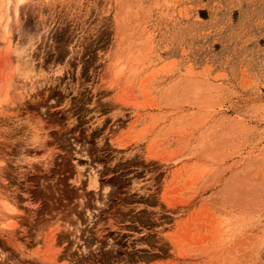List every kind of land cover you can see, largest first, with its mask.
I'll list each match as a JSON object with an SVG mask.
<instances>
[{
    "label": "rangeland",
    "instance_id": "rangeland-1",
    "mask_svg": "<svg viewBox=\"0 0 264 264\" xmlns=\"http://www.w3.org/2000/svg\"><path fill=\"white\" fill-rule=\"evenodd\" d=\"M13 1L49 151L3 103L0 264H264V0Z\"/></svg>",
    "mask_w": 264,
    "mask_h": 264
},
{
    "label": "bare ground",
    "instance_id": "bare-ground-1",
    "mask_svg": "<svg viewBox=\"0 0 264 264\" xmlns=\"http://www.w3.org/2000/svg\"><path fill=\"white\" fill-rule=\"evenodd\" d=\"M8 2V5L11 7L12 5H11V1L12 0H7ZM42 1H46V2H51V0H42ZM64 1V0H63ZM25 2H28V0H14L13 1V3H15V5H14V12L12 13H10L9 15L10 16H13V19L15 20L17 17H18V15H17V10H18V8L20 7V5L21 4H23V3H25ZM44 3V2H43ZM26 4V3H25ZM50 4V3H49ZM68 4V3H67ZM7 5V6H8ZM48 5V4H47ZM8 10V11H7ZM62 10V9H61ZM7 11V12H6ZM6 16H7V14H8V12L10 11V8L9 9H6ZM19 14V13H18ZM5 16V17H6ZM17 16V17H16ZM1 17H2V15H1ZM7 17H9V16H7ZM1 19V18H0ZM10 17H9V20H8V18H7V22H5L6 24H5V28H6V30L7 29H9V28H7V27H9L8 25L10 24L11 25V23L10 22H12L13 21V19H11V21H10ZM14 23L16 22V21H13ZM7 26V27H6ZM16 26V25H15ZM4 28V29H5ZM4 31V32H8V31ZM8 34V33H7ZM6 34V35H7ZM5 35V36H6ZM10 35V34H9ZM4 36V37H5ZM10 38H12V37H10ZM36 38V37H35ZM34 37H32V36H27L26 38H23L22 39V37H21V39L19 40V39H17V40H12V39H9V38H7V39H9V40H7L8 41V43H6V45L8 44V48H9V50H10V52L12 53V56H11V54H10V56H9V61H11V65H13V72H14V74L16 75V77L18 78V79H21V81H27L28 79L30 80V79H32L33 77H36V76H42V73H44V71H58L59 72V70L61 69V65L63 64V63H61V65L60 64H58V63H56V65L54 64L53 66L51 65V66H45V65H43L42 63H39V64H35L34 63V58H33V56H32V58H31V54H30V48H31V46H32V43H33V39H35ZM7 48V49H8ZM37 60V59H36ZM42 62V61H41ZM76 70V69H75ZM12 75V74H11ZM11 75H9V78H11ZM14 75V76H15ZM44 76V75H43ZM14 78L15 77H12L11 78V80L13 79L14 80ZM18 79H16V80H18ZM28 80V81H29ZM35 80V79H34ZM19 82H20V80H19ZM10 84V83H9ZM9 84H8V88L11 86V84H10V86H9ZM25 84H26V82H25ZM22 87V86H21ZM11 88V87H10ZM12 89H15V88H13L12 87ZM26 89H27V87H26ZM10 90V89H9ZM9 90H6V92H5V94H4V97L0 100V107L1 106H3V103H4V106L2 107L4 110H6V111H8V110H15V112L13 111V113H14V115H13V119H12V117H11V119L12 120H10L11 121V123L12 122H21L22 123V121L23 120H25L26 119V121H25V124L23 125L24 127H25V129L23 130V134L25 135V137H23L24 139H25V141H27L26 143L24 142V145L26 146V145H32V147L34 146V147H37V146H39V147H37V149L39 148V150H33V149H35L34 147H33V149L32 150H30L29 152L27 151V150H23V151H18V153H17V155H18V158H20L21 160L23 159V158H35V157H40L39 155L37 156V153L38 152H41V154H42V156L41 157H43L44 158V156L43 155H45L46 153H48V151H49V149H48V146H47V144H46V142H45V133H44V128L42 127V124L39 122V120H37V119H34L33 117V114H32V118L29 116V115H26L25 116V114H24V116L25 117H23L22 115L23 114H21V110L22 109H25V106L23 105V104H19V105H17V106H14V103H15V101H14V103L13 102H11V100H10V96H9V94H10V91ZM17 93H18V91H17ZM18 96H20V95H18ZM18 96H17V98H18ZM14 98V97H13ZM23 98V97H22ZM27 98V97H26ZM12 99V98H11ZM21 98H19V100H20ZM16 103H17V100H16ZM65 103V102H64ZM5 111V112H6ZM0 112H1V110H0ZM28 112V111H27ZM26 112V113H27ZM25 118V119H24ZM36 118V117H35ZM9 121V122H10ZM7 124V123H6ZM14 124V123H13ZM4 128V127H3ZM3 132V131H2ZM22 134V135H23ZM23 139V140H24ZM24 146V147H25ZM27 148H28V146H27ZM26 149V148H25ZM31 149V148H30ZM25 152H27V153H25ZM20 156V157H19ZM40 157V158H41ZM4 158V157H3ZM2 158V159H3ZM40 158H38V159H40ZM19 159V160H20ZM28 159V160H29ZM46 159V158H45ZM24 160V159H23ZM48 161V160H47ZM26 162V161H25ZM29 162V161H28ZM45 162V161H44ZM43 162V163H44ZM23 163V162H22ZM39 163V162H38ZM29 164H31V163H29ZM27 165V164H26ZM32 165V164H31ZM28 166V165H27ZM93 177V178H92ZM91 178V180L92 181H94L95 183H96V177H94V176H92ZM91 181V182H92ZM134 187V186H133ZM54 258V257H53ZM89 264V263H88ZM96 264V263H95Z\"/></svg>",
    "mask_w": 264,
    "mask_h": 264
}]
</instances>
